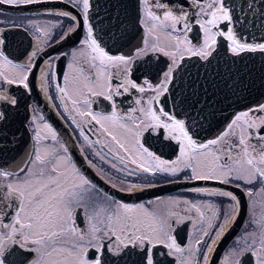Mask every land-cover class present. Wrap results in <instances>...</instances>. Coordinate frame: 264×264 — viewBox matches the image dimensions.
Here are the masks:
<instances>
[{"label": "snow or ice", "instance_id": "1", "mask_svg": "<svg viewBox=\"0 0 264 264\" xmlns=\"http://www.w3.org/2000/svg\"><path fill=\"white\" fill-rule=\"evenodd\" d=\"M40 2L0 0V5ZM61 2L82 13L86 37L81 41L82 47L72 53L63 85L53 84L56 74L49 62L40 70L39 88L48 94L55 87L59 100V105H54L57 114L73 129L71 135L78 133L93 156L101 161L113 156L124 167L118 168L115 163L111 167L126 171L129 176L144 173L175 181L188 173L182 177L185 181L216 180L242 188L250 198L254 190L249 186L258 183L259 193H264V104L239 112L216 138L201 142L196 138V129L215 115L207 111L212 105L207 98L201 100L196 81L189 83L190 92L174 83L175 73L186 58L210 62L217 52L218 38L228 42L227 51L233 57L264 54V37L257 41L239 32L236 24L243 21L233 15V8L226 0H133L136 21L145 35L143 47L137 48L131 57L106 51L91 22V0ZM248 7L252 8L253 4L249 3ZM57 15L72 21L77 19L69 11ZM260 17L264 27V7L260 8ZM32 27L50 39L51 34L42 27L35 24ZM75 28L76 25L69 26L62 39ZM194 28L198 29L196 35ZM36 39L28 62L21 64L5 54V40L0 37V86H8L0 87V152H7L8 145L17 142L20 130L13 128L24 97L32 93L29 76L38 66L35 62L38 54L44 51L41 44L47 45V40L42 42L39 35ZM149 50L170 61L157 85L146 78L143 84L130 78L135 59L147 55ZM55 59L59 60L60 56ZM14 84L24 89L21 96L12 93ZM146 88L152 95L136 98L135 106L126 112L120 110L117 98L130 96L132 90L144 93ZM169 95L172 109L161 105V97ZM204 95L207 97L206 92ZM95 98L109 102L110 112L95 110ZM23 106L27 111L29 105ZM37 119L44 120L43 116L37 118L32 114L31 127L27 120L22 122L25 130L33 133L34 140L24 159L20 163H15V158L11 162L3 159L0 164V264H9L8 257L17 255L19 264H165V261L212 264L215 246L234 223L235 215L224 213L222 218L211 202L169 198L166 209L158 212L144 204L115 200L77 168L67 144L53 127L47 122L41 125ZM41 128L46 132L42 134ZM89 131L98 133L95 140L90 138ZM145 134L163 135L165 140L175 141L179 154L172 161L161 159L142 142ZM129 162L135 169H128ZM88 163L92 164L90 160ZM138 187L131 184L127 191L134 192ZM192 191L227 197L233 202L230 207L238 214L239 200L233 193L201 188ZM257 205L261 208L259 215ZM6 216H11L10 223L3 222ZM185 222H190L198 234L187 247L181 246L174 234L176 227ZM246 229L221 264H242L241 258L247 253L255 257V264H264V200L253 202ZM169 257L172 259L168 260Z\"/></svg>", "mask_w": 264, "mask_h": 264}, {"label": "flooded vegetation", "instance_id": "2", "mask_svg": "<svg viewBox=\"0 0 264 264\" xmlns=\"http://www.w3.org/2000/svg\"><path fill=\"white\" fill-rule=\"evenodd\" d=\"M226 2L229 3V0H226ZM91 4V22L95 26L96 34L101 36L104 44L123 39L134 40L140 38L143 41L145 33L144 29L136 21V11L133 0H91ZM64 11H69L75 15L77 17L76 21L57 15V13ZM100 21H103V23H99ZM33 24L49 32L51 34L50 39L44 37L42 33H36L35 28L32 27ZM57 24L62 26L56 27L55 25ZM72 25H76L75 31L66 39H62L68 27ZM220 27L224 28V25L221 24ZM102 29L104 31H102ZM104 32H107V34L105 35ZM197 33L198 29L194 28L193 35ZM37 35L40 36L42 42L47 40V45L41 44L44 51L38 54L35 61L38 66L29 76L30 85H33L31 96L24 97L20 108V114L13 128V131L16 129L20 130L17 142L15 143V146H19V148L16 153L12 152V156L0 159V164L3 159H7L11 162L12 158H15V163H20L24 159L25 154L32 148L34 140L32 139L33 133L25 130V125L22 122L27 120L29 122V127H31L30 116L32 114L36 115L37 118L43 116L44 120L40 121L37 119V123L41 125L44 122L49 123L58 133L62 142L67 144L69 154L77 168L84 173L98 189L112 196L115 200L131 205L144 204L154 211L161 212L166 209L169 198H179L201 203L211 202L220 210L222 218L224 213L235 215L234 223L229 226L228 230L215 246V250L212 254V264H221V261L229 250L236 247L237 238L247 230L246 224L251 216L253 202L264 200V193H259L260 185L257 183L249 186L254 190V195L250 198L242 188H237L230 184H221L216 180L185 181L182 177L183 175H188V173L182 174L181 178L175 181H171V178L161 175L153 177L144 173L129 176L126 171L120 172L111 167L112 163H115L118 168L124 167L120 161L113 156H106L105 161H101L99 157L93 156L92 150L87 148L78 133L75 136L71 135L73 129L57 114L58 109L54 107V105H59V100L55 87L53 86L50 88L48 94H45L39 88L40 70L45 68L46 64L49 62L52 64L56 74V80L53 84L58 82L63 85V77L69 72L67 65L72 60V53L82 47L81 41L86 37V27L83 25L82 13L72 8V6L66 2H61V0H42L40 3L23 6L0 5V37L5 40L3 50L15 63L23 64L28 62V57L36 47ZM142 41L141 44L137 45V43H134V45H130L127 50L128 53H123L122 55L129 57L134 56L135 50L143 47ZM227 44L228 42L223 40V38H218V48L223 47L225 52L229 53L227 51ZM106 51L111 55H121V53H115V51ZM58 55L60 59L56 60L55 57ZM192 58L198 59L196 57ZM144 60H148L146 67L138 70L135 69L137 61ZM169 63L170 61L167 57L149 50L147 55L135 59L134 63L131 65L132 73L130 78L139 84H143L146 78L152 85H157L162 78L163 71L166 70ZM113 82L117 83V81ZM0 87L6 88L8 86L5 85ZM11 91L13 94L21 96L24 89L22 86L14 84L11 86ZM150 95H152V93L147 88L144 93L132 90L130 96L126 95L117 98V103L120 106V110L126 112L131 107L135 106L134 100L136 98L143 96L146 99ZM95 99L97 100V103L93 105L95 110L110 112L109 102L104 101L103 98ZM162 101L163 97H161V105L164 106ZM24 104L29 105L27 111H25ZM261 104H264V101L259 105ZM259 105L248 107L246 110L257 108ZM234 116L230 118L229 122ZM225 128L220 131L219 134H221ZM41 131L42 134L46 132L43 128H41ZM219 134L213 138H216ZM88 135L91 139L95 140L98 133L89 131ZM213 138H207L201 142H206ZM101 139L105 138L102 137ZM107 139L110 141V138ZM142 142L150 151L164 160L172 161L179 154V148L176 142L165 140L163 135L145 134L142 138ZM9 146H13V144H9ZM109 146L114 147L110 142ZM82 148L84 149L83 152L81 151ZM97 149H99V145ZM104 152L107 153V149H104ZM121 155L124 154L121 152ZM85 157H87V160ZM88 160L92 162L91 165L88 163ZM135 167V165L129 162L128 169H135ZM131 184L139 186L136 191H127L128 186ZM112 185H115V187ZM194 188L207 189L209 191L224 190L233 193L239 200L238 214L230 207L233 202L229 198L196 193L192 191ZM256 211L258 215L261 213L259 205H257ZM3 222L10 223L11 216L4 217ZM78 224H81V221L78 220ZM230 229L232 230V237H230L229 234ZM4 231L7 232V229ZM174 234L177 242L183 247H187L190 241L194 242L198 235L195 233L190 222L178 225ZM8 243L11 242H6V244ZM237 253H239L238 249ZM92 255L93 253L90 252L89 256L91 257ZM167 259L170 260L172 258L169 257ZM8 260L9 264H19L20 257L18 255L10 256ZM241 261L242 264H255V257L247 253L241 258ZM165 264H167V261H165Z\"/></svg>", "mask_w": 264, "mask_h": 264}, {"label": "water", "instance_id": "3", "mask_svg": "<svg viewBox=\"0 0 264 264\" xmlns=\"http://www.w3.org/2000/svg\"><path fill=\"white\" fill-rule=\"evenodd\" d=\"M253 7L249 8L248 4ZM233 8V15L240 17L243 23H237L236 28L245 36L258 41L264 37V27H261L260 8L264 7V0H229ZM142 39L119 40L104 44L105 49L115 53L127 54L130 45L141 44ZM148 60L137 61L135 69L146 67ZM264 54L246 53L241 57H233L219 47L217 52L210 58V62H204L195 58H186L182 68L175 73L174 83L177 87L188 89L191 81H196L200 91V98L203 101L207 98L212 107L208 112H214L203 121V127L197 128L199 141L213 138L222 131L236 113L246 108L259 105L264 101V86H261V79L264 77ZM254 86L249 87L248 85ZM190 92L191 89H188ZM207 93L205 97L204 93ZM227 97V99H226ZM164 106L172 109V98L163 97ZM183 118V117H181ZM19 146H9L7 152H0L1 157L12 156ZM3 161L1 160V164ZM235 226V225H234ZM232 237V230L229 231Z\"/></svg>", "mask_w": 264, "mask_h": 264}]
</instances>
